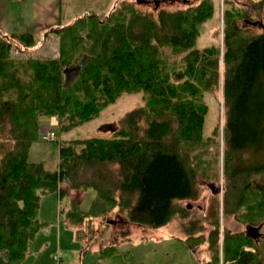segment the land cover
Instances as JSON below:
<instances>
[{"label": "trees", "instance_id": "trees-1", "mask_svg": "<svg viewBox=\"0 0 264 264\" xmlns=\"http://www.w3.org/2000/svg\"><path fill=\"white\" fill-rule=\"evenodd\" d=\"M143 2L120 0L106 15L89 12L48 31L58 36L55 58L26 53L35 45L32 34L0 32V135L13 142L0 152V264H21L48 226L39 218L41 196L68 198L59 215L77 228L88 214L69 191L87 190L102 203L104 216L113 212L155 228L178 212L175 202L196 200L203 185L214 209L184 228L187 247L203 242L201 236L192 242L198 230L190 226L206 223L212 226L210 258L203 264H264L258 239L246 232L223 230L219 246L214 185L221 135L223 213L248 227L264 223V178L256 180L264 163L243 165L249 151L264 149V32L242 25L248 11L226 2L222 45L198 49L199 28L215 12L213 0L156 16L136 7ZM253 6L261 12L264 0ZM219 87L221 101L214 94ZM123 94H142L143 105L119 118L111 136L62 141L51 171L28 160L40 141L41 116L65 119L58 130L66 132ZM207 95L222 109V123L209 135L203 132ZM117 252V245H107L99 257Z\"/></svg>", "mask_w": 264, "mask_h": 264}, {"label": "rangeland", "instance_id": "rangeland-1", "mask_svg": "<svg viewBox=\"0 0 264 264\" xmlns=\"http://www.w3.org/2000/svg\"><path fill=\"white\" fill-rule=\"evenodd\" d=\"M57 0H55L56 2ZM78 1L77 8L71 10L68 16H81L84 9L87 8L89 0ZM106 3L107 0H101ZM135 0H130L134 2ZM146 3L136 4L142 11H147L156 16L159 10L175 11L184 9L188 5L196 4L199 0H144ZM215 3V12L213 16L202 24L199 28V36L196 41L198 49L205 48L211 44L222 45L223 24L221 22L222 11L225 9L226 2H231L235 6L245 8L249 13V18L241 24L251 26L256 32H264V10L258 12L253 6L257 0H213ZM71 0H62L61 13L65 14L66 8H71L68 4ZM155 2L158 6L155 7ZM112 6V5H111ZM111 8V7H110ZM86 10V9H85ZM100 12L105 9H98ZM12 11L11 17H13ZM73 20V19H72ZM249 22H258L261 25L253 27ZM20 24V22H19ZM14 27H10L12 29ZM18 32L22 30L17 28ZM9 36L6 31H2ZM11 35V34H10ZM48 37L37 35L35 45L26 51L27 54L37 58H55L58 54V36L46 34ZM15 52V51H14ZM14 55L17 52H15ZM25 54V53H24ZM26 55V54H25ZM26 55L25 57H27ZM222 67L220 66V71ZM75 70L68 72L72 76ZM214 94L221 101L220 87ZM209 104V113L206 117L203 132L209 135L215 124L222 123V109L217 110L216 100L212 95H207ZM143 105L142 94H123L116 102L106 106L100 114L90 121L69 129L66 132H59V128L66 125V120H61L56 116H41L40 131L49 126L56 132L60 138V143L64 140L84 139L90 137H109L112 130L116 127V122L125 113ZM54 118V119H52ZM41 125L43 127H41ZM221 128V127H220ZM46 128L43 130L45 131ZM58 139V138H57ZM58 142V141H57ZM57 142H44L42 140L32 144L29 151L30 162H41L45 169L54 170L57 166ZM13 147V142L5 135H0V152ZM223 150L224 144L221 135L219 136L217 172L219 179L215 183L218 188V233L219 246L222 241L223 230H229L232 233L246 232L248 225L245 222L237 221L233 216L223 213L222 209V191H223ZM243 165L249 167L264 163V149L259 151H249ZM264 178V172L260 173L257 181ZM202 180H198L200 184ZM65 185V184H63ZM65 187V186H61ZM199 197L196 200H182L175 202L174 206L177 213L172 216L169 223L158 226L148 227L141 225L140 222L131 224L119 218L113 212L103 215V205L94 191H69L76 203L88 214V220L80 228L68 224L64 216L59 215V209H67L68 198L58 201L56 194L41 196L39 207V218L47 223L45 230L37 235L35 241L28 249L21 264H203L210 258L208 251V235L212 229L209 224L200 223L191 225L196 228L198 233L194 235L200 237L203 242L189 248L182 240L184 235L182 231L189 226V221L207 214V210L214 209V203L211 204L210 190L206 185L201 186ZM71 192V193H70ZM71 194V195H70ZM182 215H185L182 218ZM260 236L258 246L260 256L264 260V223L259 226ZM80 230L79 234L76 232ZM107 245H117L118 252L107 258H100L99 251Z\"/></svg>", "mask_w": 264, "mask_h": 264}, {"label": "crops", "instance_id": "crops-1", "mask_svg": "<svg viewBox=\"0 0 264 264\" xmlns=\"http://www.w3.org/2000/svg\"><path fill=\"white\" fill-rule=\"evenodd\" d=\"M89 1L82 15L89 12L106 15L120 0H107L106 3L101 0ZM77 3L78 1L74 0L67 3V5L71 4V8H66L65 14L67 17H64L61 13L62 0L56 2L55 0H0V32L4 34L2 31H6L9 35L32 34L35 38L37 35L44 38L48 37V35H45L48 31L66 26L79 17L74 16L72 18V16H68L71 10L77 8ZM98 9L105 10L96 12L99 11ZM12 11H14L13 17H11ZM10 27L14 28L9 30ZM18 27L22 28L20 32L17 30ZM43 126L41 125V127ZM61 186L64 185L61 184Z\"/></svg>", "mask_w": 264, "mask_h": 264}, {"label": "built area", "instance_id": "built-area-1", "mask_svg": "<svg viewBox=\"0 0 264 264\" xmlns=\"http://www.w3.org/2000/svg\"><path fill=\"white\" fill-rule=\"evenodd\" d=\"M44 128H46L45 131L43 130ZM44 128L40 131V134H39L40 140L44 142H57L58 141L57 143H59V137L57 136L56 132L50 127V125Z\"/></svg>", "mask_w": 264, "mask_h": 264}, {"label": "water", "instance_id": "water-1", "mask_svg": "<svg viewBox=\"0 0 264 264\" xmlns=\"http://www.w3.org/2000/svg\"><path fill=\"white\" fill-rule=\"evenodd\" d=\"M158 6V3L155 2V7ZM253 27L255 26H259L261 25L260 23L258 22H249ZM263 30H264V27H263ZM259 229L260 227H247L246 228V235L254 240L258 239L259 236H260V233H259Z\"/></svg>", "mask_w": 264, "mask_h": 264}]
</instances>
